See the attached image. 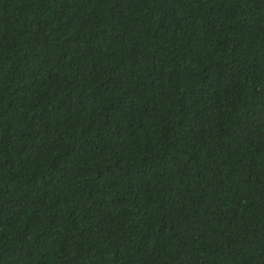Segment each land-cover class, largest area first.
<instances>
[{
	"label": "trees",
	"instance_id": "1",
	"mask_svg": "<svg viewBox=\"0 0 264 264\" xmlns=\"http://www.w3.org/2000/svg\"><path fill=\"white\" fill-rule=\"evenodd\" d=\"M0 264H264V0H0Z\"/></svg>",
	"mask_w": 264,
	"mask_h": 264
}]
</instances>
